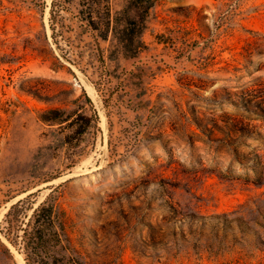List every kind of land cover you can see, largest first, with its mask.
<instances>
[{"label": "rangeland", "instance_id": "obj_1", "mask_svg": "<svg viewBox=\"0 0 264 264\" xmlns=\"http://www.w3.org/2000/svg\"><path fill=\"white\" fill-rule=\"evenodd\" d=\"M79 1L0 0V226L57 191L83 264H264V0H148L134 54ZM48 107L96 118L69 145Z\"/></svg>", "mask_w": 264, "mask_h": 264}, {"label": "trees", "instance_id": "obj_2", "mask_svg": "<svg viewBox=\"0 0 264 264\" xmlns=\"http://www.w3.org/2000/svg\"><path fill=\"white\" fill-rule=\"evenodd\" d=\"M103 1H79L81 7L78 11L85 18V24L98 30L99 36L104 39L109 32L115 33L116 24L123 20L125 54L128 46L134 48L132 54L136 53L143 46L141 34L147 11L153 2L129 0L122 9L121 16L114 17L112 21L110 9ZM132 8L139 10L135 16L129 14ZM85 101L90 103L89 97H85ZM38 118L49 126L67 129L62 141L71 145L77 144L80 137L88 131L96 115H88L84 110L66 111L59 107H48L38 113ZM34 194L29 193L9 206L1 220L0 232L22 254L26 264H83L71 244L70 218L59 204V193L49 192L36 206L29 199Z\"/></svg>", "mask_w": 264, "mask_h": 264}, {"label": "bare ground", "instance_id": "obj_3", "mask_svg": "<svg viewBox=\"0 0 264 264\" xmlns=\"http://www.w3.org/2000/svg\"><path fill=\"white\" fill-rule=\"evenodd\" d=\"M17 254H18V255H19V257L21 258V254H19V253H17ZM21 261H22V264H24V263H23V260H21Z\"/></svg>", "mask_w": 264, "mask_h": 264}]
</instances>
